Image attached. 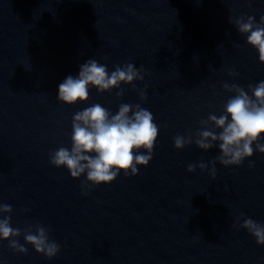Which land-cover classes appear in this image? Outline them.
<instances>
[{"label": "clouds", "instance_id": "1", "mask_svg": "<svg viewBox=\"0 0 264 264\" xmlns=\"http://www.w3.org/2000/svg\"><path fill=\"white\" fill-rule=\"evenodd\" d=\"M239 33L246 35L247 44L258 50L259 61L264 63V16L259 23L253 16L229 18ZM233 74V73H230ZM143 69H137L132 63L116 65L109 73L107 65L89 59L80 65L78 74L68 75L58 86L57 99L67 105L89 100L90 88L99 94L120 89L117 98L124 95L121 84L133 85L143 80ZM228 92L234 93L223 105L221 114L210 113L206 120L200 121L202 128L188 136L174 137L177 150L195 143L202 150H210L218 144L220 155L211 163V175L215 178V163L218 160L224 166L241 165L255 151L264 154V81L245 90L236 84H224ZM251 92V95H249ZM140 99L146 100V92H139ZM230 117V119H229ZM219 130V131H217ZM159 133L153 114L140 106L122 103L116 114L99 103L78 111L72 119L71 148L60 147L50 154V164L56 168L66 167L73 179L86 174L87 184L100 185L114 181L120 172L126 176L138 174L137 166H147ZM143 149L145 152H141ZM254 162H249L253 167ZM197 165L189 164L188 171L194 172ZM198 167L205 170L207 165L201 162ZM10 204L0 203V240L8 241V247L17 253L26 254L28 249L17 239L21 235L25 244L31 245L37 253L51 259L60 251V245L49 239L48 229L37 224L21 232L11 226ZM253 236L258 245H264V224L251 218H243L239 225Z\"/></svg>", "mask_w": 264, "mask_h": 264}, {"label": "water", "instance_id": "2", "mask_svg": "<svg viewBox=\"0 0 264 264\" xmlns=\"http://www.w3.org/2000/svg\"><path fill=\"white\" fill-rule=\"evenodd\" d=\"M0 264H22V263L0 256Z\"/></svg>", "mask_w": 264, "mask_h": 264}]
</instances>
